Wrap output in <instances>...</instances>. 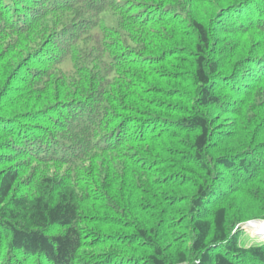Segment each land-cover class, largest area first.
I'll list each match as a JSON object with an SVG mask.
<instances>
[{
	"label": "trees",
	"instance_id": "trees-1",
	"mask_svg": "<svg viewBox=\"0 0 264 264\" xmlns=\"http://www.w3.org/2000/svg\"><path fill=\"white\" fill-rule=\"evenodd\" d=\"M264 0H0V264H264Z\"/></svg>",
	"mask_w": 264,
	"mask_h": 264
},
{
	"label": "rangeland",
	"instance_id": "rangeland-1",
	"mask_svg": "<svg viewBox=\"0 0 264 264\" xmlns=\"http://www.w3.org/2000/svg\"><path fill=\"white\" fill-rule=\"evenodd\" d=\"M263 223V222H260ZM242 240L244 241V243L246 244H255L258 243L260 241H264V238L259 237L258 235L255 234V232L249 228V227H244L242 229Z\"/></svg>",
	"mask_w": 264,
	"mask_h": 264
},
{
	"label": "clouds",
	"instance_id": "clouds-1",
	"mask_svg": "<svg viewBox=\"0 0 264 264\" xmlns=\"http://www.w3.org/2000/svg\"><path fill=\"white\" fill-rule=\"evenodd\" d=\"M258 222H263L264 223L263 220H252V221H248V222L242 223L238 227H241V229H243L244 227H249L255 232L256 235H258L259 237L264 238V233L263 234H258V232L253 228V226L257 225L256 223H258Z\"/></svg>",
	"mask_w": 264,
	"mask_h": 264
},
{
	"label": "bare ground",
	"instance_id": "bare-ground-1",
	"mask_svg": "<svg viewBox=\"0 0 264 264\" xmlns=\"http://www.w3.org/2000/svg\"><path fill=\"white\" fill-rule=\"evenodd\" d=\"M257 225L253 226V228L258 232V234L264 233V223H256Z\"/></svg>",
	"mask_w": 264,
	"mask_h": 264
}]
</instances>
